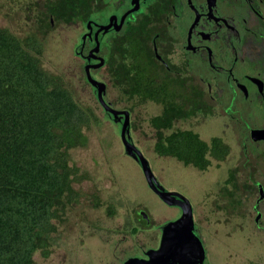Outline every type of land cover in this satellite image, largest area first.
I'll return each instance as SVG.
<instances>
[{
    "label": "rangeland",
    "instance_id": "rangeland-1",
    "mask_svg": "<svg viewBox=\"0 0 264 264\" xmlns=\"http://www.w3.org/2000/svg\"><path fill=\"white\" fill-rule=\"evenodd\" d=\"M62 1L0 0V28L23 41L35 36L42 47V67L60 77L75 100L96 116L83 129L87 144L69 150V164L78 169L72 181L76 196L57 206L55 230L35 252L33 264H123L159 247L163 229L183 215V208L166 203L149 187L140 162L122 141L123 121L105 111L87 80L86 62L78 54L86 30L83 20L96 15L67 21L55 14ZM92 75L107 83L108 103L130 111L131 141L147 158L158 183L191 202L195 230L209 263L264 264V222L256 225L253 210L259 190L246 186L252 185L251 177L264 186V158L255 154L250 139L244 149L241 136L246 127L236 113L226 115L228 98L218 86L206 95L207 105L193 108L194 113L163 130L152 123L163 115L162 103L131 94L130 87L110 72V65ZM177 130L194 131L207 143L219 139L229 152L222 160L210 157L204 170L160 155V135ZM259 208L264 216V201ZM140 210L148 214L149 225Z\"/></svg>",
    "mask_w": 264,
    "mask_h": 264
},
{
    "label": "trees",
    "instance_id": "trees-1",
    "mask_svg": "<svg viewBox=\"0 0 264 264\" xmlns=\"http://www.w3.org/2000/svg\"><path fill=\"white\" fill-rule=\"evenodd\" d=\"M90 8L86 0H63L55 14L70 21L89 16ZM132 53L131 69L112 61L110 72L131 94L163 104V115L152 120L156 128L169 129L203 107L202 94L162 84L153 64L144 62L148 53L142 46L135 44ZM41 54L35 36L23 41L0 28V264H33L35 252L55 230L57 206L76 196L72 181L78 169L69 164V150L87 144L83 129L96 118L60 77L42 67ZM156 151L204 170L210 157L222 160L229 147L177 130L161 134Z\"/></svg>",
    "mask_w": 264,
    "mask_h": 264
},
{
    "label": "flooded vegetation",
    "instance_id": "flooded-vegetation-1",
    "mask_svg": "<svg viewBox=\"0 0 264 264\" xmlns=\"http://www.w3.org/2000/svg\"><path fill=\"white\" fill-rule=\"evenodd\" d=\"M86 4L96 18L83 20L86 30L78 55L86 65L105 59L104 66L92 71L106 69L112 61L116 65L124 61L131 69L133 46H142L148 53L144 62L153 64L162 84L202 94L203 106L208 104L206 95L218 86L228 98L226 115L236 113L246 127L241 136L244 149L250 139L255 154L264 158V132L257 140L252 138L254 129L264 131V0H86ZM98 43L99 58L87 59ZM250 183L246 186L259 190L253 210L254 221L261 226L264 186L253 177ZM144 220L151 223L149 217ZM134 257L148 259V251ZM209 260L205 250L204 260L193 264H210Z\"/></svg>",
    "mask_w": 264,
    "mask_h": 264
},
{
    "label": "water",
    "instance_id": "water-1",
    "mask_svg": "<svg viewBox=\"0 0 264 264\" xmlns=\"http://www.w3.org/2000/svg\"><path fill=\"white\" fill-rule=\"evenodd\" d=\"M90 27L91 23L88 24V28ZM103 28L107 30L109 26ZM88 34L91 35V32ZM86 35H84V39ZM99 50L100 45L98 43L97 46L90 51L87 59L99 58L96 55ZM99 60V63L87 64L85 66V74L88 82L96 88L98 100L105 111L110 113L114 120L119 122L123 121L121 138L127 153L140 162L149 187L160 196V198L170 205H179L183 208V215L163 229L160 247L156 250L148 251V259L132 257L124 264H193L198 262L197 260H204L205 248L201 238L195 231V220L191 202L183 194L176 191H167L158 183L147 158L131 141L130 111L116 109L108 103L104 98L107 92V83L94 78L92 75V69H98L105 65V59L103 57H100ZM262 132L264 131L254 129L252 131V138L257 140L260 137L259 134ZM142 215L145 219L149 217L145 211L142 212Z\"/></svg>",
    "mask_w": 264,
    "mask_h": 264
}]
</instances>
